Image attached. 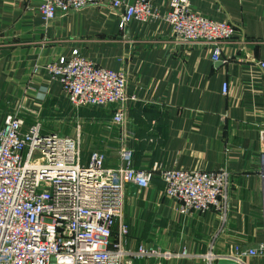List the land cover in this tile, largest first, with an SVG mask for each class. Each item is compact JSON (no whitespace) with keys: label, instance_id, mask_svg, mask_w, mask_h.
I'll return each mask as SVG.
<instances>
[{"label":"crops","instance_id":"1","mask_svg":"<svg viewBox=\"0 0 264 264\" xmlns=\"http://www.w3.org/2000/svg\"><path fill=\"white\" fill-rule=\"evenodd\" d=\"M169 1L153 0L160 17L132 19L121 29L117 11L104 4L58 10L45 22L40 0H0V117L20 105L27 122L50 120L51 126L42 123L45 130L61 123L65 133L71 131L66 123L76 130V120L89 122L90 140L106 153V166L119 165L121 146L133 149L137 167L155 160L185 169L225 166V205L202 213L181 214L157 175L145 187L123 185L126 245L144 243L174 253L136 258L133 264H216L218 258L209 262L203 254L232 257L235 244L264 242L256 160L264 128V72L251 59H264V0H189L196 12L236 24L219 60L206 46L175 41L164 17ZM75 48L126 75V92L135 99L123 124L111 123L104 108H73L60 82L48 74V61ZM150 128L154 134L149 136ZM182 248L186 255L180 254ZM237 264H264V251L241 256Z\"/></svg>","mask_w":264,"mask_h":264},{"label":"built area","instance_id":"2","mask_svg":"<svg viewBox=\"0 0 264 264\" xmlns=\"http://www.w3.org/2000/svg\"><path fill=\"white\" fill-rule=\"evenodd\" d=\"M102 4L117 11L121 29L132 19L161 16L153 0H40L38 9L47 22L58 10ZM169 6L164 17L175 41L206 46L213 60L221 59L224 43L236 35V24L196 12L189 0H170ZM251 59L264 72V59ZM45 68L60 82L73 108H104L113 124L127 120L135 97L126 92L127 77L121 70L98 64L76 48L48 61ZM227 88L224 81L222 91ZM21 110L17 105L0 117V264H133L136 258L174 254L144 243L136 248L126 245L129 224L122 207L126 182L145 187L159 176L164 194L177 201L183 215L225 205L229 183L225 166L185 169L155 160L137 167L129 146L120 147L119 165L106 166L103 150L92 148L86 157L82 155L78 132L45 130L41 121L27 123ZM149 132L154 134L152 128ZM259 140L256 160L264 231V128ZM234 250L232 258L238 261L263 253L264 242L249 247L235 244ZM180 254L187 250L182 248ZM202 257L211 262L221 255L209 251Z\"/></svg>","mask_w":264,"mask_h":264},{"label":"rangeland","instance_id":"3","mask_svg":"<svg viewBox=\"0 0 264 264\" xmlns=\"http://www.w3.org/2000/svg\"><path fill=\"white\" fill-rule=\"evenodd\" d=\"M24 116V115H23ZM25 117V116H24ZM37 119H39V121H42V123L43 124H45L46 126H48V125H50L51 126V121L50 120H48V119H44V120H42L40 117H38ZM77 122H74V123H76L75 124V126H76V130H75V128H73L74 127V124L73 123H66L64 126H66V127H69V128H71V131L70 132H65V134H73V135H75V134H77V132H79L78 131V128H77V123H79V125H81V132H80V134H81V136H80V138H81V152H82V155L83 156H87V154H88V152L92 149V148H95L93 145H94V143H95V139H92V140H90L91 138H93V137H91V135H90V131H89V129L88 128H86V125H87V127H89L88 125H89V122L88 123H84L83 125H82V120H80L79 119V121L78 120H76ZM27 122V121H26ZM27 123H29V122H27ZM59 124L61 125V123H54L53 125H55L56 126V128H54L55 130H58V131H60L61 129H60V126H59ZM68 124V125H67ZM85 125V126H84ZM84 130V135H83V131ZM83 140V141H82Z\"/></svg>","mask_w":264,"mask_h":264},{"label":"water","instance_id":"4","mask_svg":"<svg viewBox=\"0 0 264 264\" xmlns=\"http://www.w3.org/2000/svg\"><path fill=\"white\" fill-rule=\"evenodd\" d=\"M216 264H237V260L232 257L221 256L217 259Z\"/></svg>","mask_w":264,"mask_h":264},{"label":"trees","instance_id":"5","mask_svg":"<svg viewBox=\"0 0 264 264\" xmlns=\"http://www.w3.org/2000/svg\"><path fill=\"white\" fill-rule=\"evenodd\" d=\"M85 107V106H84ZM149 126V125H148ZM147 131V130H146ZM148 135L150 136V135H153V133H150V132H148Z\"/></svg>","mask_w":264,"mask_h":264}]
</instances>
